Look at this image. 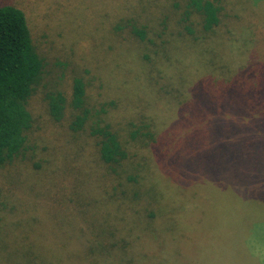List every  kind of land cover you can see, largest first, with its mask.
<instances>
[{"label":"rangeland","instance_id":"rangeland-1","mask_svg":"<svg viewBox=\"0 0 264 264\" xmlns=\"http://www.w3.org/2000/svg\"><path fill=\"white\" fill-rule=\"evenodd\" d=\"M187 2L0 0L44 63L33 149L0 167V264H264V0H221L209 32ZM74 78L128 147L122 197L90 125L47 114Z\"/></svg>","mask_w":264,"mask_h":264},{"label":"trees","instance_id":"trees-1","mask_svg":"<svg viewBox=\"0 0 264 264\" xmlns=\"http://www.w3.org/2000/svg\"><path fill=\"white\" fill-rule=\"evenodd\" d=\"M220 1L188 0L182 21L187 22L190 15L196 14L201 18L203 31L209 32L219 24ZM185 30L190 32L188 26H185ZM133 33L141 38L144 36L143 32L137 29H134ZM43 67V60L34 48L23 12L12 5H0V167L11 164L29 148L33 149L32 146H27L34 123L29 101L36 93ZM84 96L83 81L81 78H74L68 97L62 92H46L43 100L48 116L54 121L64 119L65 114L69 112L71 119L68 128L72 132H79L90 125L89 134L96 140L94 142L96 157L104 163L107 173L114 177L110 192L115 194L119 191L122 197L125 188L138 183L137 175L130 174V171L116 172V168L123 167L121 163L129 159L128 147L123 146L116 132L101 117V114L107 113V109H92L85 103ZM142 136L148 137L151 142L153 140L147 130L141 132ZM130 137L138 138L134 133L130 134ZM156 144L158 145L153 142L149 146ZM116 182L120 190L114 185ZM248 182L246 181L247 186ZM110 200L114 201L112 198ZM154 215L149 213L150 217ZM175 227L176 225L173 229ZM115 235L109 239L112 242L111 248L117 245ZM122 244L124 246L126 240H123ZM24 253L28 259L31 258L30 251L25 250Z\"/></svg>","mask_w":264,"mask_h":264}]
</instances>
